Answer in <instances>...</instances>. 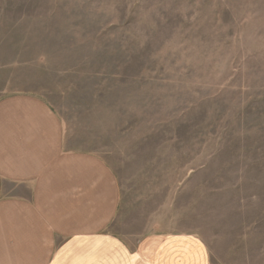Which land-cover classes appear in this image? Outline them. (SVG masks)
<instances>
[{
  "label": "rangeland",
  "instance_id": "374dc122",
  "mask_svg": "<svg viewBox=\"0 0 264 264\" xmlns=\"http://www.w3.org/2000/svg\"><path fill=\"white\" fill-rule=\"evenodd\" d=\"M13 93L112 167L128 264H264V0H0Z\"/></svg>",
  "mask_w": 264,
  "mask_h": 264
},
{
  "label": "crops",
  "instance_id": "0c3cea01",
  "mask_svg": "<svg viewBox=\"0 0 264 264\" xmlns=\"http://www.w3.org/2000/svg\"><path fill=\"white\" fill-rule=\"evenodd\" d=\"M120 195L100 155L66 146L63 120L46 99L0 97V264H128L131 250L109 230ZM184 241L176 261L205 264L203 246ZM168 244L158 251H172Z\"/></svg>",
  "mask_w": 264,
  "mask_h": 264
}]
</instances>
